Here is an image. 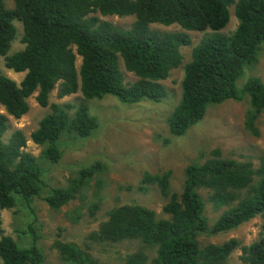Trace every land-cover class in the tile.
<instances>
[{"label":"trees","instance_id":"16d2710c","mask_svg":"<svg viewBox=\"0 0 264 264\" xmlns=\"http://www.w3.org/2000/svg\"><path fill=\"white\" fill-rule=\"evenodd\" d=\"M233 5L238 25L225 34L220 30L229 24ZM108 15L134 16L135 21L123 28L100 18ZM17 20L23 25V48L10 53ZM152 24H177L183 31L153 30ZM192 30L212 32L192 48V60L183 68L181 98L168 117L171 132L184 134L212 104L248 96L251 107L245 126L259 134L264 82L250 77L239 88L237 80L248 64L257 61L264 42V0H0V55L8 69L24 73L17 82L0 71V104L6 112L0 113V209L20 203L36 218L34 198L47 186L46 169L39 159L59 163L63 135L88 137L99 126L86 100L111 94L127 104L162 101L168 94L163 80L182 64V48L192 44L187 32ZM77 56L81 57L79 69ZM122 66L138 79L125 81ZM56 87L60 97L80 91L83 100L77 106L50 103ZM35 93L40 105L51 108L31 133L32 141L42 146L40 158L25 150L28 138L23 130L9 134V116L18 119L25 115ZM105 168L101 161L83 166L77 176L69 178L68 187H49L45 202L60 209ZM170 176V172L145 173L142 178L143 183H157L170 196L163 206L168 218H160L147 206L124 204L109 210L91 237L106 242L134 238L154 245L156 264H230V255L240 246L236 238L202 245L199 236L226 232L264 215V155L255 168L251 161L226 158L214 150L211 157L186 167L180 193H171ZM202 190L208 192L215 209L225 208L212 226ZM96 208L97 204L92 212ZM20 234H33L32 244L20 246L4 234L0 214L1 263L40 264L44 254L37 227L30 222L27 232ZM54 246L64 261L94 263L91 254L74 242L56 240ZM147 257L138 252L128 256L127 262L142 264ZM242 259L248 264H264V236L242 246Z\"/></svg>","mask_w":264,"mask_h":264},{"label":"rangeland","instance_id":"374dc122","mask_svg":"<svg viewBox=\"0 0 264 264\" xmlns=\"http://www.w3.org/2000/svg\"><path fill=\"white\" fill-rule=\"evenodd\" d=\"M8 6L12 7L13 2L10 1ZM230 10V22L220 30L225 34H231L238 25L234 5ZM100 18L123 28H129L135 21L134 16L108 15ZM16 25L17 37L12 43L10 53L23 48L22 22L17 20ZM151 28L163 32L183 31L177 24L169 26L152 24ZM187 32L191 36L192 44L182 48V64L163 80L168 94L162 101L145 100L127 104L111 94L86 100L90 112L97 116L99 126L88 137L63 135L60 140L63 145V158L59 163L39 159L46 169L47 186L41 190L40 196L34 198L36 218L34 219V215L26 208H22L20 203L10 209H0L4 234L10 235L20 246L28 247L33 242V234L22 235L21 231L27 232L30 222L37 227L38 244L44 254L40 264H90V261L83 259L71 263L64 261L54 246L56 240L76 243L91 254L93 264H129L128 256L138 252H144L148 256L146 262L142 264H156L154 259L157 247L154 245L134 238L106 242L91 237L107 219L109 210L124 204L147 206L160 218H168V215L163 213V206L170 196L164 195L157 183L151 181L143 183L145 173L161 175L170 172L171 193H180L186 167L190 163L202 162L211 157L214 150H219L226 158L251 161L255 168L260 165V158L264 155V111L257 121L259 134H254L245 126L246 113L251 107L248 96L212 104L204 117L184 134L176 135L171 132L168 117L181 98V84L185 72L183 68L192 60V48L201 41L204 34L212 31ZM80 65L81 57L77 56L78 69ZM122 70L125 81L138 79L124 66ZM0 71L17 82L24 77V73L8 69L2 55ZM250 77H260L264 82V42L260 46L257 61L245 67L244 74L237 80V86L242 88ZM58 88L50 93V103L71 102L77 106L83 100L80 91L60 97ZM36 95L37 93L29 98L30 110L25 115L18 119L9 116L11 124L9 134L15 129L23 130L28 138L25 150L40 158L42 146L32 141L31 133L38 127L39 121L50 113L51 108L40 105ZM0 113H6L1 104ZM96 161L103 162L105 170L96 174L76 199L60 209H54L45 202L43 197L48 193L49 187H68L69 178L77 176L83 166ZM201 193L207 201L206 216L209 226H212L225 208L215 209L208 200V192L202 190ZM95 204L97 208L92 212ZM262 236L264 215H258L232 230L215 235H200L199 240L205 245L221 244L236 238L240 246L230 255L229 263L248 264L242 259V246L249 245Z\"/></svg>","mask_w":264,"mask_h":264}]
</instances>
